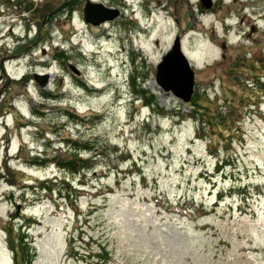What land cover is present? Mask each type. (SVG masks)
<instances>
[{
  "label": "rangeland",
  "instance_id": "rangeland-1",
  "mask_svg": "<svg viewBox=\"0 0 264 264\" xmlns=\"http://www.w3.org/2000/svg\"><path fill=\"white\" fill-rule=\"evenodd\" d=\"M210 1L0 0V264H264V0Z\"/></svg>",
  "mask_w": 264,
  "mask_h": 264
},
{
  "label": "water",
  "instance_id": "water-1",
  "mask_svg": "<svg viewBox=\"0 0 264 264\" xmlns=\"http://www.w3.org/2000/svg\"><path fill=\"white\" fill-rule=\"evenodd\" d=\"M202 3L207 8L212 5L210 0H202ZM118 16V11L107 9L102 4L88 2L84 9L85 22L93 26L115 21ZM36 79H39L42 85L47 80V78ZM156 82L165 92L172 93L184 103L191 100L194 93L195 71L184 52L180 38L176 39L173 49L158 65Z\"/></svg>",
  "mask_w": 264,
  "mask_h": 264
},
{
  "label": "trees",
  "instance_id": "trees-1",
  "mask_svg": "<svg viewBox=\"0 0 264 264\" xmlns=\"http://www.w3.org/2000/svg\"><path fill=\"white\" fill-rule=\"evenodd\" d=\"M144 95H145V98H147L146 97V93L144 92ZM155 102V100H154V98L151 100V101H147V100H145V104H147V105H150V104H153ZM71 117H73V118H76V117H78L76 114H73L72 112L70 113H68ZM203 125H205V124H203ZM203 125H202V128H203ZM205 129V128H204ZM68 163H67V165L69 166V167H74L75 168V164L76 163H70L69 161H67ZM82 163V165H79V166H81L82 167V169H84L85 167L87 168V166L85 165L86 163H87V161H83V160H80L79 161V164H81ZM221 162L220 161H218V165L220 164ZM58 164H59V166H62V165H64V164H62L61 165V163H60V161H58ZM78 166V167H79ZM77 168V167H76ZM74 169L73 171L74 172H76V170L77 169ZM15 238V237H14ZM22 239V238H21ZM25 242H27V241H25ZM22 245H25V243H23ZM10 247H11V249H12V251H13V253H14V261H15V264H21V261L22 260H24L25 261V263L24 264H31L32 263V261H33V259L34 258H30V255H28L27 253H25L24 251H23V254H25L26 255V257L23 255V258H21L20 257V255H19V253H18V250H22L20 247H17L16 245H15V242L14 241H10Z\"/></svg>",
  "mask_w": 264,
  "mask_h": 264
}]
</instances>
